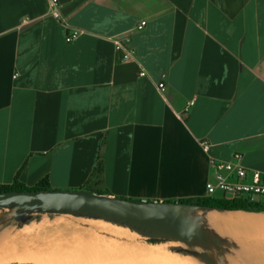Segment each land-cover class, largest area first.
Masks as SVG:
<instances>
[{"label":"crops","instance_id":"crops-1","mask_svg":"<svg viewBox=\"0 0 264 264\" xmlns=\"http://www.w3.org/2000/svg\"><path fill=\"white\" fill-rule=\"evenodd\" d=\"M50 1L0 0V184L178 201L208 195L211 157L264 170V0Z\"/></svg>","mask_w":264,"mask_h":264},{"label":"water","instance_id":"water-1","mask_svg":"<svg viewBox=\"0 0 264 264\" xmlns=\"http://www.w3.org/2000/svg\"><path fill=\"white\" fill-rule=\"evenodd\" d=\"M219 208L180 201L136 200L85 189L0 191V226L9 219L27 222L34 213H67L104 219L149 237L184 243L205 264H228L232 242L208 224Z\"/></svg>","mask_w":264,"mask_h":264},{"label":"rangeland","instance_id":"rangeland-1","mask_svg":"<svg viewBox=\"0 0 264 264\" xmlns=\"http://www.w3.org/2000/svg\"><path fill=\"white\" fill-rule=\"evenodd\" d=\"M236 214V212L232 213L234 217L238 218ZM208 224L232 242L226 252L228 264H259L248 254L254 253L257 246L264 248V231L245 236L228 230H220V228L219 231L209 221ZM119 225L104 219L67 213H34L27 222L14 218L9 219L0 226V264H57L59 258L65 260L61 264L124 263L119 261L121 259L91 251L93 249L84 245V240L89 241V236L102 241L121 242L117 244L118 247L119 245L124 247L123 245L128 243L140 244L145 249L162 247L174 255H191L185 250L187 246L182 242L160 238L153 240L134 232L127 226ZM67 230L71 232L69 233ZM85 235H88V238ZM105 246L108 247V244ZM105 246L103 248H106ZM13 255L23 256L26 260L17 261ZM95 256L96 258H94ZM198 260L196 263L201 264Z\"/></svg>","mask_w":264,"mask_h":264},{"label":"built area","instance_id":"built-area-1","mask_svg":"<svg viewBox=\"0 0 264 264\" xmlns=\"http://www.w3.org/2000/svg\"><path fill=\"white\" fill-rule=\"evenodd\" d=\"M50 7L54 16L59 18L60 3L58 0H51ZM146 24L147 20L143 19L135 26L134 30H141ZM131 30L133 29L113 37L115 48L123 53V59L131 58L134 53L131 45ZM76 33V31L71 33L67 39H73ZM140 74L145 75V69ZM16 75L17 73L14 76ZM159 89L161 92L164 91V82L159 83ZM202 146L205 150H208L210 143L203 141ZM210 164L213 169L214 179L209 180L207 183L208 195L219 194L220 197L225 198H234L241 195L251 200H258L259 197L264 196V170L250 168L243 164L242 153L236 152L228 160L211 157Z\"/></svg>","mask_w":264,"mask_h":264},{"label":"bare ground","instance_id":"bare-ground-1","mask_svg":"<svg viewBox=\"0 0 264 264\" xmlns=\"http://www.w3.org/2000/svg\"><path fill=\"white\" fill-rule=\"evenodd\" d=\"M231 212L230 211H219V210L214 209L208 212L207 219L218 230L220 228V230H228L229 232H232V233H238V234L245 235V236L247 234L249 235V233L240 223L239 219L234 217ZM240 215L246 224L250 225L254 229L257 228L256 227L257 223L253 221V219H251L250 215L247 212H241ZM67 232L70 233L71 231L67 230ZM115 232L121 233L120 231H115ZM85 236H87L88 238V235H85ZM88 240L89 241L84 240L85 241L84 245L87 246L89 249H93L91 251L93 252L96 251L101 254L107 255L109 257H115V258L121 259L119 261H123L124 262L123 264H197L196 260H198L196 257H193L191 255L171 254L170 252L164 250V248L162 247H157L153 249H145V248H142L140 244H129V243L126 245H123L124 247H122V245L121 246L119 245L118 247L117 244H120L121 242L117 243L116 241L113 242V240L102 241L96 238H90V236ZM104 243L108 244V247H106L105 246L106 244ZM103 246H105L106 248H103ZM77 248H74V249H77ZM256 248L257 250L254 251V253L251 252L248 255L254 260H256V262H258L259 264H264V248L261 246H257ZM89 255H92V254H89ZM96 256L94 258H96ZM14 258L19 261L26 260V258L23 256L16 255L14 256ZM64 262L65 260H63L62 258H59V263L57 264H61ZM199 262L201 264H205L202 261H199Z\"/></svg>","mask_w":264,"mask_h":264},{"label":"trees","instance_id":"trees-1","mask_svg":"<svg viewBox=\"0 0 264 264\" xmlns=\"http://www.w3.org/2000/svg\"><path fill=\"white\" fill-rule=\"evenodd\" d=\"M51 190V185L49 179L47 177L41 179L35 186L28 187L23 183L18 181H14L11 184H0V191H28V190ZM80 189L90 190L97 193H105L108 194L107 191L103 189H95L91 187H81ZM180 202H189V203H198L201 205L210 206L212 208H219L221 210H228L236 212L235 210H249V211H263L264 210V201L261 200H251L244 196H237L234 198H225V197H214V196H200V197H192L186 199H179ZM153 240H157L159 238H152Z\"/></svg>","mask_w":264,"mask_h":264}]
</instances>
